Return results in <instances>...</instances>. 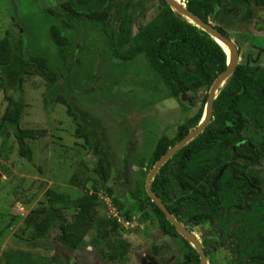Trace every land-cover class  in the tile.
Listing matches in <instances>:
<instances>
[{
	"label": "trees",
	"instance_id": "1",
	"mask_svg": "<svg viewBox=\"0 0 264 264\" xmlns=\"http://www.w3.org/2000/svg\"><path fill=\"white\" fill-rule=\"evenodd\" d=\"M119 1L63 0L47 9L51 15L66 17V20H62L65 22L49 28V36L61 60L66 61L65 50L69 39L65 29L71 27V21L87 20L107 32L110 50L116 58L130 61L143 55L170 97L178 99L180 103H192L190 93L199 90L205 92L202 105L177 125L172 136L162 135L157 139L149 158L150 170L161 156L201 121L208 91L226 69L228 50L173 11L165 0ZM151 2L156 3V14L145 24H137L133 31L134 19L130 11L138 8L137 17H140ZM7 4L12 20L18 26L14 1L7 0ZM185 7L232 39L223 24L248 22L254 7L264 8V0H186ZM112 16L114 23L109 28ZM9 43L10 60L0 67V80L7 100L0 119V152L7 154L8 139L12 136L19 154L31 162L32 152L26 140L42 136L38 130L20 127V116L25 106L22 84L30 74L31 67L37 69L47 81L44 95L47 110L56 103L65 106L66 113L76 125L75 137L82 138L93 150L106 151L104 149H108V146L101 137H93L94 125L82 117L67 93L59 87L62 79L68 88L75 90L69 83L73 58L58 73L43 53L27 52L22 29H19L16 38H9ZM1 47L0 58L5 60L6 47ZM237 50L238 64L216 91L208 124L164 162L150 183L151 190L173 218L195 235L207 264H264V173L256 167L264 158V67L242 63L238 46ZM245 132L250 133L252 138H246ZM98 159L100 166L95 167V172L100 173L102 167L108 173V178L102 179L101 188L114 196V203L123 218L128 216V207L144 211L149 206L162 233L170 237L177 235L183 241L180 264H200L197 251L178 234L164 213L150 200L145 186L140 196H133L135 200L118 202L113 188L106 186L111 177L108 163L104 156ZM97 190L93 185V191ZM47 194L44 218L32 228L28 239L46 238L57 229L54 241L69 250L76 249L93 225L97 207L95 193L72 202L62 193L48 190ZM68 203L75 207L76 212L71 221L65 222L63 208ZM102 223L107 225L106 222ZM111 224L110 231L115 233V219ZM106 244V248L111 246L110 242ZM112 245L111 259L122 257L128 247L125 242ZM62 256L57 250L50 258V264H68Z\"/></svg>",
	"mask_w": 264,
	"mask_h": 264
},
{
	"label": "rangeland",
	"instance_id": "2",
	"mask_svg": "<svg viewBox=\"0 0 264 264\" xmlns=\"http://www.w3.org/2000/svg\"><path fill=\"white\" fill-rule=\"evenodd\" d=\"M13 1L19 28L12 20L7 0H0V55L1 46L6 47V59L0 58V67L10 60L9 38H16L19 29L26 38L27 52L43 53L58 73L72 57L69 83L75 90L68 88L62 79L59 87L82 117L94 125L93 137L100 136L108 149H104L106 154L100 149L93 150L82 138H76V125L65 106L56 103L47 110L44 103L47 81L31 67L22 84L25 106L20 127L38 130L42 136L26 140L32 152L31 162L19 154L12 136L8 139L7 154L0 152V264H50L57 250L68 264H180L184 245L181 238L163 234L149 206L144 211L128 207V216L123 218L114 196L101 188L108 173L102 167L100 173L94 169L100 166L98 157L104 156L111 171L106 186L113 188L118 202L140 196L151 170L149 158L155 142L162 135L172 136L177 125L202 105L205 92L190 93L192 103H180L170 97L143 55L130 61L116 58L110 50L107 32L84 19L71 21V27L65 29L69 45L65 50L66 61L61 60L50 39L49 28L65 22L62 20L66 17L51 15L47 9L63 0ZM176 1L185 6L186 0ZM156 10L155 2L140 17H137L138 8L131 10L133 31L137 24L149 21ZM113 23L112 16L108 27ZM223 25L240 49L241 62L264 67V8L254 7L248 22ZM3 87L0 80V119L7 105ZM244 136L252 138L248 132ZM256 167L264 173V158ZM93 185L97 191H93ZM48 190L64 194L70 202L86 194L96 195L93 225L74 250L54 241L57 229L46 238L28 239L32 228L44 218ZM75 212L71 203L66 204L63 220L71 221ZM114 219L117 227L112 233L110 226ZM106 242L111 246L106 248ZM120 242L128 244L126 251L122 257L111 259L112 244Z\"/></svg>",
	"mask_w": 264,
	"mask_h": 264
},
{
	"label": "water",
	"instance_id": "3",
	"mask_svg": "<svg viewBox=\"0 0 264 264\" xmlns=\"http://www.w3.org/2000/svg\"><path fill=\"white\" fill-rule=\"evenodd\" d=\"M165 2L171 7L173 11L180 14L182 17L188 19L190 22L195 24L199 29L207 33L209 36H211L215 41L223 42L226 45V48L228 49V52L225 50L228 56L226 69L214 80L213 84L211 85L208 91L205 110L203 111L201 121L193 130L188 132L184 138L178 141L175 144V146L170 148L163 156H161L155 162V164L152 166L151 170L149 171L144 183L145 191L149 196L150 200L154 202L157 205V207L164 213L166 218L175 227L178 234H180L184 239H186L192 245V247L197 251L199 255L200 264H207V260L203 252V249L201 247V244L199 243L195 235L193 233H190L187 229H185L181 224H179L173 218V216L167 210L165 205L151 190L150 183L153 179L154 174L159 170V168L164 164V162L167 159H169L177 150H179L182 146H184L186 143H188L190 140H192L194 137H196L199 133H201L204 130L211 117L212 103L215 97V93L225 82V80L232 74L235 67L237 66L239 60V52L237 50V46L235 42L232 39L225 37L211 24L204 22L197 15L191 13L189 10H187V8L184 5H182L179 2H175L174 0H165Z\"/></svg>",
	"mask_w": 264,
	"mask_h": 264
},
{
	"label": "bare ground",
	"instance_id": "4",
	"mask_svg": "<svg viewBox=\"0 0 264 264\" xmlns=\"http://www.w3.org/2000/svg\"><path fill=\"white\" fill-rule=\"evenodd\" d=\"M219 43H221L223 46H225L226 47V45L223 43V42H221V41H218ZM227 49V48H226ZM228 50V49H227Z\"/></svg>",
	"mask_w": 264,
	"mask_h": 264
}]
</instances>
